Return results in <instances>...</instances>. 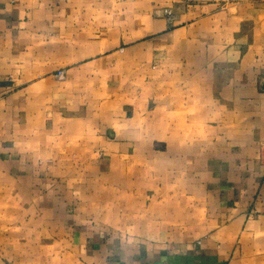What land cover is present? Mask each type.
I'll return each mask as SVG.
<instances>
[{
	"label": "crops",
	"instance_id": "obj_1",
	"mask_svg": "<svg viewBox=\"0 0 264 264\" xmlns=\"http://www.w3.org/2000/svg\"><path fill=\"white\" fill-rule=\"evenodd\" d=\"M0 264H264V0H0Z\"/></svg>",
	"mask_w": 264,
	"mask_h": 264
},
{
	"label": "built area",
	"instance_id": "obj_2",
	"mask_svg": "<svg viewBox=\"0 0 264 264\" xmlns=\"http://www.w3.org/2000/svg\"><path fill=\"white\" fill-rule=\"evenodd\" d=\"M170 15H171V14H170ZM62 74H63V72H59V74H58V75L61 77V76H62Z\"/></svg>",
	"mask_w": 264,
	"mask_h": 264
}]
</instances>
